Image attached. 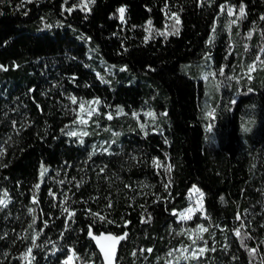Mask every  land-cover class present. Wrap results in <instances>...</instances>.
Wrapping results in <instances>:
<instances>
[{
    "label": "trees",
    "instance_id": "trees-1",
    "mask_svg": "<svg viewBox=\"0 0 264 264\" xmlns=\"http://www.w3.org/2000/svg\"><path fill=\"white\" fill-rule=\"evenodd\" d=\"M71 3L0 2V264H102L89 232L124 237L117 264H167L190 243L176 216L192 186L207 249L177 264H264V66L240 73L264 0ZM208 52L242 83L219 81L211 131ZM77 98L100 101L97 137L70 135Z\"/></svg>",
    "mask_w": 264,
    "mask_h": 264
},
{
    "label": "rangeland",
    "instance_id": "rangeland-1",
    "mask_svg": "<svg viewBox=\"0 0 264 264\" xmlns=\"http://www.w3.org/2000/svg\"><path fill=\"white\" fill-rule=\"evenodd\" d=\"M4 0H0L3 2ZM30 1V0H25ZM71 4H77L82 7L88 6L91 0H71ZM234 18L237 17V13H233ZM211 60L210 54L205 53L200 58L201 68L202 70L201 79L204 82V96L202 98V108L203 113L206 118V128L208 130H212L214 126V110L216 108L217 99L220 93L221 83L219 85V81L226 82L228 88L231 87V79L234 78L237 81V87L240 91L241 77L240 75H235L234 77L225 74L224 68L219 69L218 75L214 70H212L209 66V62ZM250 66H254V70L264 66V42L260 45V48L257 52L252 53L250 56L249 61L247 63L242 64L240 66V73L241 76H251L254 70L250 71ZM233 97V93L230 94ZM75 100V102H73ZM72 113H71V127L69 129L70 135L71 133H75L76 135L71 136H95L99 135L103 132L106 126H103L100 119L99 114L101 110L99 108L100 101L96 98L90 100H83V99H72ZM144 115L147 118H151V113L144 111ZM250 117H246L245 119L247 122L243 123V131L248 129L249 131L252 127H255L256 121L254 113L249 114ZM108 117V115H106ZM244 116V115H242ZM254 121V122H253ZM140 122V121H139ZM146 125L145 121L141 122V125ZM86 133V134H85ZM112 132L111 134H113ZM99 143L95 144V150H106L107 148L103 147L104 139L97 138ZM204 194L203 192L197 187L192 186L188 190V201L189 204L187 207L182 209L177 213L176 216V224L182 230L185 235L187 236L190 243H186L184 246H180L177 251L170 254L169 252L166 253V263L167 264H177L179 262H188L191 259H201L205 251L207 249L206 246V232L208 230V223L204 210V202H203ZM204 220V221H203ZM201 228L206 229L205 231H201ZM204 249L203 252L200 250ZM65 264H76L74 262V256L70 255L68 258L65 259Z\"/></svg>",
    "mask_w": 264,
    "mask_h": 264
},
{
    "label": "water",
    "instance_id": "water-1",
    "mask_svg": "<svg viewBox=\"0 0 264 264\" xmlns=\"http://www.w3.org/2000/svg\"><path fill=\"white\" fill-rule=\"evenodd\" d=\"M102 236L107 237V235H103V234H101V235H95V234L90 235V238L94 241L96 250L98 251V253L101 256L102 264H117L118 249H119V245H120V240L112 241V240L102 239L98 243L97 240L93 238V237H102ZM102 246L104 248V251L101 250ZM113 249H114V252L112 251ZM105 252L109 253V256L107 259L105 257Z\"/></svg>",
    "mask_w": 264,
    "mask_h": 264
},
{
    "label": "snow or ice",
    "instance_id": "snow-or-ice-1",
    "mask_svg": "<svg viewBox=\"0 0 264 264\" xmlns=\"http://www.w3.org/2000/svg\"><path fill=\"white\" fill-rule=\"evenodd\" d=\"M124 11H125V9L124 8H120L119 9V12L121 13V18L123 19V13H124ZM240 13H241V15H243V13H244V7H243V5H241V8H240ZM177 24L179 23V19L177 18ZM249 70L250 71H252V70H254V66H250V68H249ZM73 102H75V100H73ZM248 129H245V131H247ZM86 134V133H85ZM71 135H76L75 133H71ZM0 203H4V201H0ZM71 215V214H70ZM239 218V217H238ZM206 229H203V228H201V231H205ZM89 235H92V233L91 232H89ZM237 235H239V231H237ZM94 239H96L97 240V242L99 243V241L100 240H102V239H105V240H112V241H118V240H120V239H123L124 237H112V236H107V237H93ZM101 250L102 251H104V248H103V246L101 247ZM113 252H114V249L112 250ZM150 251V250H149ZM201 252H203L204 251V249H201L200 250ZM252 251H255V250H252ZM108 256H109V253L108 252H105V257H106V259L108 258Z\"/></svg>",
    "mask_w": 264,
    "mask_h": 264
}]
</instances>
